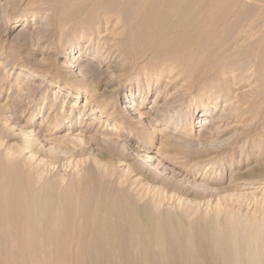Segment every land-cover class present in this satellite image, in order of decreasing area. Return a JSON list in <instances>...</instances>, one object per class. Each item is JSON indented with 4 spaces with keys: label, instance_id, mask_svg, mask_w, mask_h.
<instances>
[{
    "label": "bare ground",
    "instance_id": "bare-ground-1",
    "mask_svg": "<svg viewBox=\"0 0 264 264\" xmlns=\"http://www.w3.org/2000/svg\"><path fill=\"white\" fill-rule=\"evenodd\" d=\"M15 1L0 0V6L5 8L10 3L16 6ZM249 1L264 3V0H29L25 7L31 16L46 13L41 25L49 28V45L62 42L69 51L63 66L72 84L57 82L56 87L69 91L73 100L87 93L77 116L69 121L65 130L78 128L82 133L94 132L102 140L120 142L116 131L105 124L100 125L101 118H107L106 124L112 121L119 129L130 121L143 127L144 117L152 126L165 119H168L167 125H178L180 103L173 100L170 105H161L164 97L159 90L147 116L139 112L147 98L145 91L164 77H169L168 84L181 81L182 91L197 93L208 103L213 102V106L207 104L202 108L203 119L197 129L238 113L242 102L232 96L226 83V75L232 76L237 67L230 62L234 57L232 54L245 55L253 47L259 62L264 64V32L257 36L264 28L263 9ZM1 18L6 19V13ZM26 18L25 14L18 16L14 23ZM95 42L98 44L95 56L83 58L82 51L86 52ZM112 72L120 73L119 76L129 82L130 89H136L135 93L121 94L122 106L115 101V95L118 99L122 91L117 81L109 78L99 92L91 90L87 82ZM1 84H4L3 77L0 78V90L3 89ZM17 88L21 97L19 105L27 109L30 100H35L34 94L28 85L24 89ZM131 101L135 106H130ZM221 103L223 108L217 119L204 118L210 109ZM12 106L0 97V113L10 111L16 105ZM98 108L99 118L94 114ZM110 108L113 110L108 113ZM75 111L71 106L68 114ZM248 111L254 112L256 108ZM196 112L197 109L192 114ZM89 116H93L92 122L85 126L84 120ZM49 119L50 115L41 119L40 130ZM59 127L57 131L61 130ZM127 129L124 130L125 141L122 140L124 146L129 147L130 155L139 156V147L132 146L127 139L135 137L140 145L143 140L137 132L133 134V128ZM160 134L163 136L162 131ZM156 156L165 157V154L158 148ZM153 159L145 155L139 161L146 169L155 171L158 168L153 166ZM100 160H93L95 172L83 180L89 186L92 183L98 186L97 192L81 191L80 181L69 182L63 189L65 178L58 177L54 183L56 197L53 198V192L51 199L55 201L51 203L49 198H44L45 201L37 198L43 175L35 156L27 155L18 145H10L6 152L0 151V264H102L103 252L108 248L137 252L139 264H151L149 255L152 252V257L167 264L172 247L182 264H199L201 256H198L202 254L205 240L212 248L213 264H264V207L255 203L253 211L245 210L246 214L241 215L232 209H222V204H218L210 216L209 212L198 215L191 206L174 212L168 208L163 211L161 200L151 198L140 208L145 198L143 188L137 191L141 186L140 178L129 176L121 160L114 167ZM170 161L175 167L180 165L174 156ZM115 174L118 177L112 183L116 194L105 188ZM251 183L244 181L242 189ZM240 196H251L248 199L251 202L264 199V193L259 197L256 190ZM235 197L233 199L238 201L242 199Z\"/></svg>",
    "mask_w": 264,
    "mask_h": 264
},
{
    "label": "rangeland",
    "instance_id": "rangeland-1",
    "mask_svg": "<svg viewBox=\"0 0 264 264\" xmlns=\"http://www.w3.org/2000/svg\"><path fill=\"white\" fill-rule=\"evenodd\" d=\"M28 1L16 0V6L12 3L5 8L0 6V78H4L0 97L3 96L5 100H8V105H16L12 106L14 108L10 111L0 113V151L6 152L10 145H18L27 155L35 156V159L41 164L40 172L43 175L40 185L41 192L39 191L37 196L39 201H43L44 198L45 200L49 198L51 201L54 193L53 198L56 197L54 183L58 177L65 178L63 186L72 181H80L81 191L97 192L98 186L92 183L91 188L86 181H83L92 177L95 172L92 162L97 158L108 166L113 165L112 167L118 164V160H121L126 165L124 169L128 170L129 176L138 180L140 178L138 181L139 186L141 185L140 190H136L141 191L142 188L146 190L142 189L145 198L140 203V208H143L142 204L152 199L161 200V210L163 211L168 208L167 210L174 212L189 209L191 206L196 209L198 215L209 212L210 214H207L210 216H213L218 204H222L220 206L223 207L222 209H232V211L240 212L241 215L246 212L250 213L251 209L253 211V206L264 207V199L251 202V199L248 200L251 196H240L255 190L258 191L259 197L261 193H264V64L262 66L259 62L253 47L245 55L236 54L235 56V53L232 54L228 50L234 55V57L230 56V60H232L229 61L235 63L237 67L236 71L231 73L232 76L226 75V83L232 90H230L232 96L242 102L238 113L233 114L234 117H224L221 122L197 129L199 121L203 119L200 114L202 108L207 104L213 106V102L208 103L207 99L201 98L197 93L190 94L188 91H182L183 82L181 81L168 84L166 80H169V77H164L158 80L156 87H150L145 91L147 98L144 104L139 107V112L144 114L143 116L149 113L152 101L156 99L159 90L160 95L164 97L160 101L161 105H170L174 102L173 100L180 103L178 114L180 123L167 125L168 119H165L152 126L148 118L144 117L143 127H139L137 122L130 121L122 129H119L113 125L112 121H108L106 124L107 118L103 117L100 120V125L105 124L109 129L116 131V135L121 140L118 141L119 143L110 140L108 142L102 140L94 132L82 133L78 128L65 130L69 121L77 116L76 113L81 109L87 93L81 95L78 100H73V97L68 95L69 91L56 87L57 82H63L68 86L72 84V80L65 75L63 66L69 51L66 50V44L63 45L62 42L56 41L55 45H49V28H44V25H41L46 13L41 12L34 17L31 16L25 7ZM249 4L257 5L256 8L260 5L264 13V3L256 2L255 4L253 1H249ZM3 13H6V19L1 18ZM24 14L28 18L15 24L14 19ZM263 30L264 28L261 33L258 32L257 36L263 34ZM97 46L96 42L92 43L91 47L89 46L91 49L87 47L89 49L86 48V52L82 51V57L92 59ZM119 75L120 73L112 72L87 82L91 90L99 92L102 91L103 84L109 81V78L114 82L117 81V84L122 87L118 99L115 95V101L118 102L121 100V94L136 92L135 88L130 89L126 78ZM227 76L232 78H227ZM119 79L121 80L119 81ZM27 85L30 87L32 95L34 94L35 100L33 102L30 100L26 109V106L19 105L21 97L18 96L20 93L17 87L24 89V86ZM122 103L123 101H119L118 105L122 106ZM129 103L131 107L135 106L132 101ZM222 105L223 103L210 109L209 114L204 118L217 119L221 114ZM71 106H74L76 111L70 115L68 113ZM252 107L256 108L255 113L248 111ZM117 108L119 109V106ZM195 109L197 112L192 114ZM112 110L110 108L108 113ZM258 110H260V114L257 112ZM243 113L244 115H242ZM94 114L99 118L100 109H95ZM20 115H22L21 118H19ZM47 115H50V119L47 125L40 130L39 123ZM92 117L89 116L84 120L85 126L92 122ZM61 125L65 126L61 127ZM58 127L61 130L57 131ZM127 128H133V134L137 132L143 140V144L140 145L135 137L127 139L129 144L139 147L137 148L140 150L139 156H136L135 153L130 155L129 147L124 146L126 134L124 130H129ZM161 131L163 136L160 134ZM154 134H156V140L153 141ZM158 148L165 154V157L156 156ZM145 155L154 158L153 166L157 167V170H148L143 163L141 164L139 160L143 159ZM170 156L177 158L180 164L178 167L171 164ZM117 177L115 174L110 183L107 182V186L105 185V188L112 189L111 192L114 194H116V189L113 183ZM246 180H250L252 183L247 185L246 189H242L243 182ZM63 186L64 189L68 185ZM136 188L139 189V187ZM132 191L137 192L135 189ZM235 196L242 197L240 199L242 202L233 199L236 198ZM54 201L55 199L51 203ZM205 241L207 244L202 243V254L199 253L198 256H201L200 260L198 259L199 264L206 262V264H213L212 248L209 241ZM203 246L205 247L203 248ZM59 249H56L57 252L60 251ZM173 249V247L170 249L171 254L167 264H182V259ZM205 251L208 253L206 254ZM103 253L105 255H102V264H139L140 255L134 251H113L108 248ZM149 256L152 259L151 264H163L157 257H152V252Z\"/></svg>",
    "mask_w": 264,
    "mask_h": 264
}]
</instances>
